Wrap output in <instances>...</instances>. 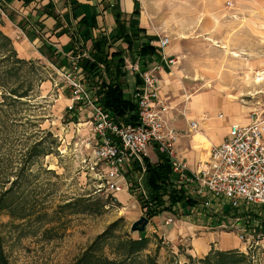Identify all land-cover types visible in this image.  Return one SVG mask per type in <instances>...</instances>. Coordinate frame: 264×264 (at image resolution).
<instances>
[{
    "label": "rangeland",
    "instance_id": "obj_1",
    "mask_svg": "<svg viewBox=\"0 0 264 264\" xmlns=\"http://www.w3.org/2000/svg\"><path fill=\"white\" fill-rule=\"evenodd\" d=\"M138 2L146 26L154 36H168L179 58L173 99L209 91L219 104L241 107L244 122L264 123V0ZM10 40L0 50V196L11 204L0 214V231L9 263L74 264L117 223L97 250L111 261L123 262L120 243L143 237L147 245L136 264H218L216 254L228 252L220 247L231 241L222 237L220 247L216 241L200 255L192 242L204 229L192 231L191 224L177 237L166 232L164 218L150 220L143 233L131 231L146 213L136 198L114 202L91 171L90 115L86 109L70 112L66 71L20 59ZM218 201L231 214V206ZM236 241L230 251L247 258L241 264H264L263 250L245 255V245Z\"/></svg>",
    "mask_w": 264,
    "mask_h": 264
},
{
    "label": "built area",
    "instance_id": "obj_2",
    "mask_svg": "<svg viewBox=\"0 0 264 264\" xmlns=\"http://www.w3.org/2000/svg\"><path fill=\"white\" fill-rule=\"evenodd\" d=\"M151 44L164 52L171 39L157 35ZM127 53L130 57L125 55V69L137 76L140 84L135 99L136 125L118 122L104 108L98 88L91 86L77 61L62 69L72 90L70 112L89 111L94 145L91 171L104 182L114 202H119L118 194L124 191L137 200L147 199L145 158L152 149L169 159L171 180L183 189L186 200L204 207L209 220L221 217L219 229L237 235L245 245L241 253L264 251V123L252 120L231 124L225 141L212 147L207 160L191 168L178 155L181 134L169 125L167 116L171 107L160 88L165 67H175L179 58L163 54L160 61L157 58L154 61L153 57L144 61ZM85 58L91 59L89 55ZM100 67L105 71L104 66ZM199 127L197 121H192L189 133ZM218 199L231 206V214H224V206L215 202ZM172 222L173 218L167 220Z\"/></svg>",
    "mask_w": 264,
    "mask_h": 264
},
{
    "label": "crops",
    "instance_id": "obj_3",
    "mask_svg": "<svg viewBox=\"0 0 264 264\" xmlns=\"http://www.w3.org/2000/svg\"><path fill=\"white\" fill-rule=\"evenodd\" d=\"M119 17L121 21L126 22L127 27L134 25L135 28L147 32L135 38L140 39L135 40L139 41L135 47L141 41L155 37L146 26L138 0H0V29L14 42L18 57L26 61L45 62L53 68L59 64V68L68 69L73 61H77L82 68V62L87 59L85 55L92 58L93 45L97 39L105 37L111 42L119 34ZM120 46V42L112 45L109 54L112 55L121 47L125 49L124 45ZM163 54L176 56L170 47L164 52L156 47L153 60L157 58V61H160ZM88 60L94 61L93 58ZM165 68L160 88L161 95L171 107L167 120L170 126L181 132L177 145L178 155L188 162L191 168H195L200 161L208 159L212 147L225 141L231 124L247 122L243 120L241 107L232 108L224 102L219 104L209 91L173 99L170 95L172 86L179 89L172 85L176 67ZM124 71L126 76L121 79V83L125 97L135 101L138 97L139 79L125 68ZM130 78L132 86L128 81ZM192 121H197L200 127L198 131L189 133ZM152 154L156 153L150 149L148 158L152 163H158V155L154 158ZM130 198L126 191L118 194L120 204H128ZM160 218L165 219L166 232L172 233L173 237L184 233V224H191L192 231L204 229V236L192 242L195 252L200 255H208L216 241L218 244L215 246L220 247L219 240L222 237L231 242L220 247V250L237 249L236 234L221 231L219 225L222 218L217 216L209 220L208 212L201 205L180 203L173 207L172 211L154 217L151 222ZM169 218H174L176 222L167 223ZM188 219L192 221L187 223L185 220ZM206 230L212 232L205 233Z\"/></svg>",
    "mask_w": 264,
    "mask_h": 264
},
{
    "label": "trees",
    "instance_id": "obj_4",
    "mask_svg": "<svg viewBox=\"0 0 264 264\" xmlns=\"http://www.w3.org/2000/svg\"><path fill=\"white\" fill-rule=\"evenodd\" d=\"M117 21L120 30L119 34L111 42L105 37L97 39L93 45L94 51L92 52L94 61L86 59L82 62L81 66L91 86L98 88L100 102L104 108L110 111L118 122L136 125L138 123L137 104L135 101L125 97V90L121 83V79L126 76V72L124 71L125 53L129 51L133 53V56L136 55L144 61H147L152 58L156 52V47L151 44V41L156 39L157 36L152 39H147L145 36L144 38L147 40L141 41V43L135 47L134 45L136 42H139L135 40H140L135 38H139L141 34H146L147 32L135 28L134 25L127 27L126 22L121 21L120 17ZM10 41L11 40L0 31V50L6 49ZM119 42L121 46H125V49L120 46V49L110 55L109 48ZM12 54L16 55L14 51ZM3 57L6 59L8 56L5 55ZM100 65L105 66V71L101 70ZM12 94L18 96L16 91ZM19 97L23 98L24 96ZM158 157L159 161L156 164L152 163L149 158H145L146 172L144 175V184L148 197L147 199H138L149 220L163 212L172 211L173 207L180 203L190 206L196 205L195 202L186 200L183 189L177 188L175 183L171 180L172 168L169 159L164 155H158ZM135 167H137V165H135ZM136 170H138V168H136ZM10 207L11 204L7 202L4 195L0 196V214L10 209ZM116 224L117 223L101 235L74 264H136L139 252L147 245V239L143 237L138 240L131 239L120 243L119 249L124 250L123 262L111 261L97 252L101 244L104 241H108ZM3 244L0 231V264H10ZM216 258L218 264H241V262L247 261L245 256L234 254L231 251L217 253ZM209 259L210 258H208V260ZM208 263L210 262L208 261Z\"/></svg>",
    "mask_w": 264,
    "mask_h": 264
},
{
    "label": "water",
    "instance_id": "obj_5",
    "mask_svg": "<svg viewBox=\"0 0 264 264\" xmlns=\"http://www.w3.org/2000/svg\"><path fill=\"white\" fill-rule=\"evenodd\" d=\"M149 223H150V220L148 218L142 217L140 220H138L132 225L131 231L143 233L146 231Z\"/></svg>",
    "mask_w": 264,
    "mask_h": 264
}]
</instances>
